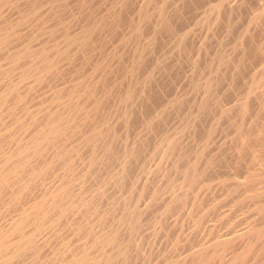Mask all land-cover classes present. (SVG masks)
I'll return each instance as SVG.
<instances>
[{"label": "bare ground", "instance_id": "1", "mask_svg": "<svg viewBox=\"0 0 264 264\" xmlns=\"http://www.w3.org/2000/svg\"><path fill=\"white\" fill-rule=\"evenodd\" d=\"M203 1L0 0V218L6 213L1 209L9 197L16 200L17 204H22L24 197H33L29 203L21 205L16 218L6 225L0 222V264H14L26 259L28 250L39 248V235L67 219L74 211L75 214L84 210L87 211L83 213L99 211L93 200L90 202L84 200V196L81 198L84 195L83 186V191L79 189V198L74 189L78 184H85L98 170L103 171L116 155L120 168L115 169V173L111 172L114 175L110 174V180L118 188L126 186L128 180L130 184L133 163L139 161L143 154L145 156L152 146L161 156L160 160L171 161L168 166L170 171L167 170L171 172V177L175 174L179 180V183H175L181 193L165 200L164 213L172 212L179 206L183 208L190 201H193V205L198 204L194 188L206 185L209 172L215 168V156L207 157L210 155L205 152V147L203 149L205 154L208 153L207 156L201 149L194 151L195 148L187 155L183 151L181 139L183 135L187 137V134L198 133L209 119L215 124L221 121L228 123L229 128L226 129H231L232 132H229L233 134L230 138L232 156L226 160L237 165L238 169L244 166L247 172L245 180L233 183L235 188L232 189H235V194L243 193L241 196L249 200L247 202L256 201L254 204L260 219L248 230L226 239L216 238L218 240L210 245L191 249L186 256L175 260L172 258L167 264H264V172L261 170L263 168L261 172L255 168L263 157L259 156L261 152L258 153L260 146L264 148V125L258 117L262 116L264 110V69L251 80L253 85L251 89L248 86L245 98L239 97L238 103L228 109L221 105L222 98L236 87L235 78L239 77L240 68L246 61L249 62L256 50L261 51L263 48L259 47L254 28L253 31H239L240 35L233 47L235 50H229L232 54L225 49V42L218 43L219 47L212 57L211 50H208L211 46L206 49L201 43V46L198 45L200 47H196L197 57L191 60L187 58L190 72L187 71L195 81L196 89L194 86L192 88L199 91V98L194 90L197 100L194 102L191 98L194 104H190V108L184 107L186 110L189 108V111H185V122L181 116L184 122L181 131L161 132L172 116L175 118L177 115L179 118L182 106L187 103L182 97H177L181 94L175 93V98L174 94L172 98L167 95L166 87L170 86L169 80L173 81L171 78L176 64L166 66L168 63L162 65V62L156 72L153 66L150 67L153 53L156 47L163 44L157 45L164 37L173 34L175 60L180 62L185 53L190 54V45L186 43L188 32L179 33L180 23L188 9ZM211 4L208 5L211 8L204 21L211 30L220 25L227 28L239 14L233 6H225L222 0ZM236 7L240 9L239 5ZM258 18H264V11H260L254 21ZM212 48L215 51V46ZM169 52L172 53L171 50ZM154 54L157 56V53ZM41 90H45L47 95L44 91L42 94ZM39 92L41 96H46L36 101ZM192 97L196 98L194 95ZM213 102L217 103V113L211 110ZM141 122L146 125V135L132 138L131 133ZM206 127L209 129V126ZM224 128H220L222 132ZM204 130L201 133L207 132ZM211 134L212 131H208L206 139ZM50 176L58 178V184L36 195L37 189ZM220 180L224 184L225 181L222 178ZM137 186H140L139 202L146 196L145 190L147 192L148 189L145 188L147 185ZM191 189L195 191L192 198L189 196ZM156 194L151 196L156 197ZM137 206L132 210L128 202L114 204L110 215L116 220V225L112 223L113 227L111 224L113 229L110 227L111 233L109 230L110 235L107 233L106 239L103 234L104 239L99 241L102 243L98 246L101 248L99 252L77 250V253L72 252L69 261L66 260L67 264L133 263L134 256L131 257L132 252L130 254L128 251L145 225V212ZM32 255L31 258L34 257ZM32 262L34 264L35 260Z\"/></svg>", "mask_w": 264, "mask_h": 264}, {"label": "rangeland", "instance_id": "2", "mask_svg": "<svg viewBox=\"0 0 264 264\" xmlns=\"http://www.w3.org/2000/svg\"><path fill=\"white\" fill-rule=\"evenodd\" d=\"M219 1H221V0H211V3H213V5H214L216 3H219ZM222 1H223L225 6H227V5H228V7L233 6L239 12L238 16L232 20V22L230 23V26H228L227 28H223V25H220V27L218 26V27H215L214 29L211 30L208 27V25H206V23L204 22L205 18L207 17V14L209 13V10H210L209 8H211V6H212L211 3L210 4L208 3V2H210V0H208V1L205 0V2L203 1L202 4L200 2L199 5H196V7L193 6L194 8L191 7V9H188L186 11V13L183 17L184 20L182 19L183 22L180 23L181 29L179 28L180 29L179 33H187L188 32L187 33L188 36L186 37V39H188L187 40L188 42H186V43L188 46L190 45V47L188 48V51L190 48H191V50L189 51L190 54L187 52L183 55V58L179 60L180 62L175 60L176 57H175V52H174V48H173L174 47L173 44L175 41V37H174L175 35L171 34L172 39L170 38L171 37L170 35L166 36L167 39H166V37H164L165 39L160 41L157 44V45H160V43H163L162 45H160L161 47L160 46L156 47V50L154 53H157V56H155L156 54L153 53L152 64H153V62H154V64L153 65L151 64L150 67L152 68V66H153V69H156V72H158L160 67L162 65H164L165 62L168 63V64H166V66H171V64H174V65L176 64V66H175L176 70L173 71L174 75L172 74V78H171V79H173V81L169 80L170 86L166 87V89H168L167 92L169 93V94L167 93V95L169 96V98H172V96L174 94L173 98H175L178 94H181L182 96L178 95L177 97H179V96L182 97L183 100L186 101V103H187L186 106L185 105L182 106V108H183L182 112L178 114L179 118L177 117V115H175V118H174V116H172V118H170L169 121L167 120L168 122L166 123V125H163L164 131H161V132H164V133L175 132L176 133L178 131H181L182 130L181 128L183 127L182 124H184V122L186 120L185 118H187L186 112L189 111L190 106L194 104V102L197 100V97L199 98V95H200V94H198L199 91L195 90L196 88H195L194 83H193L195 81L192 80V76H190V73H189L190 72V70H189L190 69L189 68L190 67V65H189L190 61L188 60V59L191 60V58L195 59L197 57L196 53L198 51H196V50H198V48H196V47H200L201 43H203V45L206 49L208 48V46H211V48L209 47L210 49L208 48V50H211L210 55L212 57V55L216 52V49H218V47H219L218 43L225 42L226 44L223 43L224 47L226 46L225 49L226 50L228 49L227 51L230 50L231 52H233L235 50V48H233V47H235L234 45L236 44V40H237V37L240 35V32L243 33L244 30L246 31L247 29H249L250 31L254 30L253 32H256V34L255 33L254 34H255V36L258 35L256 38L259 39V41L257 40L259 43V47L263 46V48H264V18H262V19L258 18L257 21H254L255 16L260 11H264V0H222ZM250 3L252 5H250ZM208 5H211V6L209 7ZM235 5L236 6L239 5L240 9L238 7H236ZM254 22H255V25H254ZM257 25L259 27H256ZM252 28H254V29L252 30ZM226 30H230V31L229 32L227 31V33H226ZM183 31H185V32H183ZM169 38L171 39V41H169L170 40ZM173 39H174V41H173ZM163 41H165V42H163ZM166 41L168 43H166ZM170 43H172V44H170ZM198 45H200V46H198ZM203 45H202V47H203ZM206 45H207V47H206ZM214 46H215V51H213L214 48H212ZM263 48H261V51ZM169 49L171 50L172 53L169 52L170 51ZM230 51H229V53H231ZM256 51H258V52H256ZM256 51L255 52L257 53V55L254 52L251 55L252 59L249 58V62L246 61L245 62L246 64L243 65L245 68H242L243 66L240 68V72L237 75L239 77L235 78V80L237 79V81H235L236 87L234 88L233 92L228 91L229 93L228 92H227V94L225 93L226 94L225 96L222 95L225 97V98H222V101L223 100L224 101L223 102L221 101V105L223 106V108L225 106L224 109H226L227 107L231 108V106L232 107L235 106L238 103L236 101H238L240 98L241 99H243V97L245 98L246 95H248V89L247 88H249L250 86L253 85L251 80H253V78H255V76L261 70L264 69V53H263L264 49L262 52L260 50H256ZM173 52H174V54H173ZM166 53H168V54H166ZM194 54H195V56H194ZM170 55H171V58L169 57ZM173 56H174V59H172ZM189 56H191V57H189ZM168 58L170 60H168ZM158 59L161 62L158 63ZM250 59H251V62H250ZM163 60H165V61H163ZM150 63H151V61H150ZM156 63H158V66ZM161 63H162V65H160ZM177 64H180V65H177ZM155 66L157 68H155ZM187 70H189V72ZM188 77H189V81H187ZM190 79H191V81H190ZM190 82H192L193 85ZM169 84H167V85H169ZM188 85H190L191 88L194 86L193 88H195L194 89L195 93L198 94V96L196 94L197 97L195 96V93L193 94V91H194L193 88L191 89L190 86H188ZM250 89H251V87H250ZM250 89H249V91H250ZM190 90H192V91H190ZM246 90H247V92H246ZM43 91L45 94L46 93L45 90H41V93ZM41 93L39 92V95H38V93H36L38 95V96H36V97H38V98H36V101H39L40 100L39 98H41V100H42V97L45 98V96L47 95V93H46L45 96H41ZM170 93H172V94H170ZM175 93H177V95ZM191 93H192V95H191ZM244 93H245V95H244ZM170 95H171V97H170ZM193 95L196 98L193 99V97H192ZM226 96H227V99H226ZM191 98L194 102L192 100H190ZM235 98H237V99H235ZM37 99H39V100H37ZM183 100H182V102H183V104H185V102ZM188 101H190V103ZM191 102H193V103H191ZM212 104H211V108L212 107L213 108L211 110L213 112L215 111L214 113H217L216 112L217 107L215 108V106H217V103L213 102ZM184 107H189V108H188V110H186V108H184ZM263 112H264V110L262 111V116L260 117V115H259L258 117L260 119L259 118L258 119L264 125V114H263ZM181 116H183V118L185 117L184 122H183V118ZM211 117H212V115L209 116V118H211ZM178 120H180V121H178ZM209 120H210V122H209ZM209 120L206 122L211 124L213 121H211V119H209ZM208 123H205L204 128L199 131L200 133L198 132L195 134H193V133L187 134V137H186V135H183V138H182L183 140L181 139V143L183 145L182 148H183V151L185 150L184 151L185 154L188 155L189 153H191V151L193 152L194 148H195L194 151L196 149H201L204 154H205V152H209V154L208 153H206V154H208L210 156H207L206 154H205V156H207V157L215 156V160H216L215 161V168L213 169L214 171L212 170L209 172L208 180L205 182L206 185L202 186V184H201L202 187H199V188L197 187V189H199L198 191L196 188H194V190H196V192L193 189H191L192 191L189 190L192 193L195 192L197 194L196 196H198L197 199H199L198 200L199 203L195 204L196 206L193 205V201H190V203H187V206H185L183 208H181L179 206V207L173 209L172 212H168L169 214L164 213L165 212L164 210H166L165 209L166 208V203H165L166 201L165 200L168 201L169 198H171L173 195H178L181 192L178 189L179 187H178L177 183H175V181L176 182L178 181V183H179L178 176L175 174H172V177H171V172L169 173L170 168H168V166H170L171 161L160 160L161 156L159 154H157L154 147L152 148V146H151V148H149V150L151 149L150 150L151 153L149 155H147V153H149L150 151L145 152L146 157L143 154L140 157L141 159L139 158L138 159L139 161L136 162L137 164L135 162L133 163L134 168L132 167L133 172L131 175L132 179L130 180V184H129V180H128L126 186L122 185L121 188L120 187L118 188L117 186H115L114 182L111 181L112 177H110V174H112V176L114 175L113 173H115V172H113V171L115 169L120 168V164H119V161L117 159L118 155H116L117 158H115L116 156L113 157V159L115 158L114 160H116V161H113V159H111L110 163L106 164L103 171H102V169L98 170L95 173L96 175H93V177H91L88 181L85 182L86 186H85V184H83V185L78 184L79 186L76 185V187H75L76 189H74V192L77 191L76 192L77 194L76 193L75 194L79 198V196L81 194L78 195V193H80L81 190L83 191V187H84V191H83L84 193L82 192V194H84V195H81L82 197L81 196L80 197L83 198V196H84L85 198H83V199L84 200L86 199L87 201H90V202H92V200H93V204H95L99 207V211H97V212L92 211L91 212V210H90V212L88 211L86 213H83V212L87 211V210L83 209L84 211L81 212L82 210H80L81 213H79V214H75L74 213L75 211H74L72 214H70L68 216L67 219H65L64 221H62L58 225H56L52 228H49V229H45V232H42L39 235L38 240H37V244L39 245V246L38 245L37 246L39 248H35L36 250L35 249L34 250H32V249L28 250L27 251L28 253L26 252V257H25L26 259H23L20 262L18 260V262L16 261V263H14V264H17V263L18 264H29L33 261V259L35 260L34 264H67L66 260L69 261L71 254L77 253V252H75L77 250H78V252H80V249H90V250L98 253L99 250L101 249L98 246L102 245V243L99 241L102 240L104 235H105L104 238L106 239V237H107L106 235H108L107 233H109L110 227L112 230L113 227H115L114 225H116V223H115L116 220H113L112 215H110V213L113 211L112 207L114 206V204L117 205V204H121L122 202H128V205L130 207L132 206L131 207L132 210H133V208H135V206L138 205L139 207L138 206L137 207L140 210H144L145 215L148 217L147 218L144 215L143 224H145V225L143 226V228L139 232V235L136 237V240H135L136 242L134 241V245L128 251L130 254L132 252L131 257L134 256L133 260H132L133 263L130 262L131 264H167L168 261H170L172 258H173V260H175V259H180V258L186 256L188 254L189 250H191V249H194V248L197 249V248H201L203 246L210 245L211 243L215 242L218 239H226L232 235H236L240 231L243 232L244 230L250 229L251 226L256 224L257 220L259 221L260 218H258V217L260 215L257 212L258 211L256 208L257 206H255V204H254V203H256V201H254V202L250 201L251 202V204H250V202H247L249 200H246L245 197L243 198L241 196L243 193L237 192L238 194L236 193L237 194L236 195L235 189H232V188H235L236 182L245 180V178L247 176V172H246V169L244 168V166L240 167L242 169L241 170V169H238L239 167H237V165L235 166L234 163L232 164L229 161V163L231 164L230 165L227 161V160H230V158L232 156V150L230 148L231 141H232V139H230V138H231V136H233V134L231 133L232 131H231V129H226V128H229V125L227 122L225 123L224 121H221L218 124L217 123L215 124L213 122L211 124V126ZM138 124H140V125H138ZM138 124H137L138 126L136 125L137 127L134 128L135 130H133L134 133L133 132L131 133L132 138H137V136L139 137L140 134H142L141 136H143V134L146 135V133H147L145 123L142 124V122H141ZM214 125H216V126L214 127ZM206 126H209L210 130ZM224 126H225V128H224ZM161 127H160L159 131L161 130ZM211 128L215 129V131ZM220 128H222V130L224 128L225 133H224V131L222 132V130ZM136 129H137V132H136ZM204 129L205 130L208 129V131H212L213 134H211V137H209V139H206L207 138V132H208L207 130H206L207 132L201 133V132H203ZM229 131H231V132H229ZM263 135H264V133H263ZM184 136H185V138H184ZM201 136H202V138L204 136V138L203 139L200 138ZM199 143H201V146ZM205 143H206V145H205ZM206 146H207V148H206ZM223 146H225L224 147L225 149L223 148ZM204 147H205V150L207 149L209 151H207V150L205 151L203 149ZM260 147L261 148L259 149L258 153L261 152L259 155L260 157H262V155H263L262 158L259 157L262 160H260V163L259 162L256 163L257 166H255L254 164L253 165L255 166L256 170L257 169L259 170V172H261V170L264 172V167H263L264 164H261V163H264V153H263L264 148H263V146H260ZM229 150H231L230 153H229ZM152 153H155V154H152ZM225 155H226V157L224 158ZM163 161H165V162H163ZM248 163H251V162L249 161ZM228 165H229V167H228ZM261 168H263V169H261ZM251 171H253V170H251ZM111 172H113V173H111ZM214 174H215V176H213ZM211 175H212V177H211ZM51 177H53V178H51ZM168 177H169V179H168ZM230 177H232V178H230ZM48 178H47L48 180H46L44 182V184L40 185V187L37 189L36 195L42 194V192L45 191L47 188L53 187L54 185L58 184V182H59V179L56 177L54 178V176H50ZM214 178H215V181H214ZM217 178L219 179V181H217ZM221 178H222V180H224L226 182V184H225V182H224V184H221V180H220ZM93 180H94V182H93ZM134 180H135V182H133ZM171 182H174V183H171ZM217 182H219V184ZM132 183H135V184L133 185ZM233 183H235V184H233ZM137 185H142V187L147 185V186H145V188L147 187L146 189H148L147 192L145 190L146 196L141 198L142 200L139 201L141 203L138 202V195L140 193V191H139L140 186H137ZM263 185H264V183L262 184V186ZM127 186L129 189L127 188ZM223 186H224V188H223ZM258 186L261 187V185H258ZM172 187H174L175 189ZM208 187H209V190H208ZM229 187H230V189H229ZM260 187H257V188H260ZM133 188H134L133 191L136 190V192H134V193L132 191ZM152 188H154V189H152ZM200 188L203 190H201ZM79 189H81L80 192H79ZM153 190H155V191H153ZM201 191H202V193H201ZM229 191L232 193V195L230 194ZM123 192H124V196H123ZM154 192H156L157 194ZM191 192H189V196L192 198V196L195 193L192 194ZM152 193H154V194H152ZM198 193H199V195H198ZM227 193H229V194L225 195ZM155 194H156V197H153V196H155ZM151 195H153V196H151ZM229 195H230V197H229ZM231 196L232 197L236 196V197L232 198ZM230 198H232V199H230ZM242 198L245 199V202ZM32 199H33V197H30V198L24 197V198H22V201H21L22 204L21 203L17 204L16 200L9 197L6 200L5 204L2 206L1 211L4 213L6 212V213L3 214L2 218H0V222L4 225L8 224L10 221H12V219L16 218V216L20 213L21 205L29 203ZM131 199L134 201H132ZM261 199H263V197L260 198V200ZM151 200H152V203H151ZM227 200H229V201H227ZM238 200H240V201H238ZM248 203H249V205H248ZM192 205L195 206L196 208L195 207L193 208ZM147 206L150 208L147 209ZM146 209H147V212H146ZM252 210H254V211H252ZM77 212H79V210L76 211V213ZM163 213L166 214L167 216L164 215ZM73 214H75V215H73ZM153 218H154V220H153ZM163 218H165V219H163ZM88 222H89V224H88ZM111 224L113 225V227L111 226ZM79 227H81V228H79ZM50 229H52V230H50ZM78 229H80V230H78ZM111 230H110V233H111ZM110 233H109V235H110ZM97 237H100L101 239L100 238L98 239ZM216 238H218V239H216ZM89 239H91V240L89 241ZM92 241H94L95 244H97V245H95ZM83 246H85V248H83ZM33 252H34V254H33ZM35 252L37 254H35ZM30 253H31V255L33 254L34 257L31 258ZM129 253H128V255L130 256ZM29 259H32V261L30 262ZM31 264H33V262Z\"/></svg>", "mask_w": 264, "mask_h": 264}]
</instances>
